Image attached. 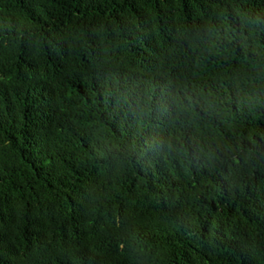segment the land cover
I'll return each mask as SVG.
<instances>
[{
    "label": "trees",
    "instance_id": "16d2710c",
    "mask_svg": "<svg viewBox=\"0 0 264 264\" xmlns=\"http://www.w3.org/2000/svg\"><path fill=\"white\" fill-rule=\"evenodd\" d=\"M0 264H264V0H0Z\"/></svg>",
    "mask_w": 264,
    "mask_h": 264
}]
</instances>
